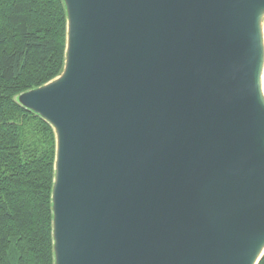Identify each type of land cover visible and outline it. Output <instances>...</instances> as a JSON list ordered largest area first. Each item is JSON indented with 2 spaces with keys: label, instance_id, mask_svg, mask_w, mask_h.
I'll return each instance as SVG.
<instances>
[{
  "label": "water",
  "instance_id": "95a60500",
  "mask_svg": "<svg viewBox=\"0 0 264 264\" xmlns=\"http://www.w3.org/2000/svg\"><path fill=\"white\" fill-rule=\"evenodd\" d=\"M62 1V71L17 95L55 134L54 264H257L264 0Z\"/></svg>",
  "mask_w": 264,
  "mask_h": 264
},
{
  "label": "trees",
  "instance_id": "16d2710c",
  "mask_svg": "<svg viewBox=\"0 0 264 264\" xmlns=\"http://www.w3.org/2000/svg\"><path fill=\"white\" fill-rule=\"evenodd\" d=\"M65 41L62 0H0V264H54L55 134L15 98L60 74Z\"/></svg>",
  "mask_w": 264,
  "mask_h": 264
},
{
  "label": "bare ground",
  "instance_id": "6f19581e",
  "mask_svg": "<svg viewBox=\"0 0 264 264\" xmlns=\"http://www.w3.org/2000/svg\"><path fill=\"white\" fill-rule=\"evenodd\" d=\"M261 92H262V95L264 98V71H263L262 76H261Z\"/></svg>",
  "mask_w": 264,
  "mask_h": 264
},
{
  "label": "rangeland",
  "instance_id": "374dc122",
  "mask_svg": "<svg viewBox=\"0 0 264 264\" xmlns=\"http://www.w3.org/2000/svg\"><path fill=\"white\" fill-rule=\"evenodd\" d=\"M262 25H263V27H264V15H263V18H262ZM15 99L17 100V96H16Z\"/></svg>",
  "mask_w": 264,
  "mask_h": 264
}]
</instances>
